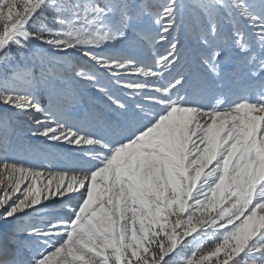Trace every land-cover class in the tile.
Here are the masks:
<instances>
[{
	"label": "snow or ice",
	"instance_id": "snow-or-ice-1",
	"mask_svg": "<svg viewBox=\"0 0 264 264\" xmlns=\"http://www.w3.org/2000/svg\"><path fill=\"white\" fill-rule=\"evenodd\" d=\"M0 264H264V0H0Z\"/></svg>",
	"mask_w": 264,
	"mask_h": 264
},
{
	"label": "rangeland",
	"instance_id": "rangeland-1",
	"mask_svg": "<svg viewBox=\"0 0 264 264\" xmlns=\"http://www.w3.org/2000/svg\"><path fill=\"white\" fill-rule=\"evenodd\" d=\"M16 132L20 133L21 138L26 142L30 143L31 141L28 140V134L26 132H22L21 130L17 129ZM15 135V134H14Z\"/></svg>",
	"mask_w": 264,
	"mask_h": 264
}]
</instances>
